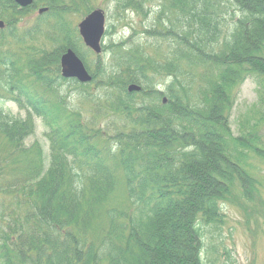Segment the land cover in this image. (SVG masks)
<instances>
[{
	"label": "trees",
	"instance_id": "trees-1",
	"mask_svg": "<svg viewBox=\"0 0 264 264\" xmlns=\"http://www.w3.org/2000/svg\"><path fill=\"white\" fill-rule=\"evenodd\" d=\"M113 1L116 12L143 13L152 0ZM159 1L146 30L152 44L111 42L101 55L68 17L93 9L89 0H35L47 10L24 30L17 24L29 7L0 0V105L26 112L0 107L3 264H212L205 228L223 224L235 183L252 199L257 181L243 161L248 150L264 158V147L252 132L234 136L230 113L250 76L264 106V0ZM37 35L52 48L27 44ZM163 39L169 56L148 51ZM67 48L89 82L61 75ZM132 83L140 90L129 92ZM35 116L47 154L25 143Z\"/></svg>",
	"mask_w": 264,
	"mask_h": 264
},
{
	"label": "rangeland",
	"instance_id": "rangeland-1",
	"mask_svg": "<svg viewBox=\"0 0 264 264\" xmlns=\"http://www.w3.org/2000/svg\"><path fill=\"white\" fill-rule=\"evenodd\" d=\"M160 1L152 0L145 5L143 13L127 9L116 12L113 0H89L92 8H101L105 14V26L110 28V33L103 39V44L118 43L120 41L140 40L146 45L152 44V36L147 34ZM42 5L30 9L23 15L17 26L19 30L30 28L38 21L37 10ZM220 13L226 22L232 19V11ZM81 11L70 12V22L77 27L78 22L85 15H79ZM221 14V15H222ZM237 14V13H236ZM235 14V15H236ZM157 51L155 46H150L148 51L158 52L159 56L167 57L172 53L169 41L160 40ZM27 44L36 48H52L50 43L42 35H37L35 40ZM102 55V53H101ZM103 55H105L103 53ZM106 53L105 57L109 58ZM95 56L91 59L95 60ZM185 64V63H184ZM197 67L193 68L196 72ZM258 88L255 78L250 76L244 79L239 86L230 113V127L234 136L243 132H252L258 137L259 143L264 147V106L258 102ZM72 104H77L76 96L72 93L68 98ZM0 107L4 112L14 117H25V110L20 109L13 101L3 100ZM35 128L29 134L25 143L30 145L39 142L45 154L48 152V141L45 136L46 127L39 117H34ZM5 146L3 137L0 135V152ZM243 165L249 174L256 179V188L252 199L246 201L241 195L238 183H235L229 200L222 204L225 214L224 222L219 228L212 226L205 228V258L212 264H264V158L248 150ZM7 169H5V172ZM6 177L0 172V184ZM122 183V182H121ZM124 186H119V194L124 196ZM9 203V197L0 192V217L5 206ZM0 264H3L0 260Z\"/></svg>",
	"mask_w": 264,
	"mask_h": 264
},
{
	"label": "water",
	"instance_id": "water-1",
	"mask_svg": "<svg viewBox=\"0 0 264 264\" xmlns=\"http://www.w3.org/2000/svg\"><path fill=\"white\" fill-rule=\"evenodd\" d=\"M14 1L23 7L30 5L33 2V0ZM45 10L46 8H42L39 12ZM3 27L4 22L0 19V28ZM77 28L84 45L95 54H100L105 32L104 11L101 8H94L79 21ZM60 71L63 77L74 78L80 83H87L92 78L81 58L71 48H67L60 56ZM127 90L129 92L139 91L140 86L132 83L127 86Z\"/></svg>",
	"mask_w": 264,
	"mask_h": 264
},
{
	"label": "flooded vegetation",
	"instance_id": "flooded-vegetation-1",
	"mask_svg": "<svg viewBox=\"0 0 264 264\" xmlns=\"http://www.w3.org/2000/svg\"><path fill=\"white\" fill-rule=\"evenodd\" d=\"M13 1H14V0H13ZM14 2H15V1H14ZM34 2H35V0H33V2H32L30 5H27V6H24V7L18 5L16 2H15V4H16L19 8H28V7H29V10H30V9H32V8H34V7L37 6V5H36V6L33 7ZM42 8H47V7H45L44 5L40 6V7L38 8V10H37V14H38V16L42 15V14L46 11V10H45V11L39 12V10L42 9ZM29 10H28V11H29Z\"/></svg>",
	"mask_w": 264,
	"mask_h": 264
}]
</instances>
